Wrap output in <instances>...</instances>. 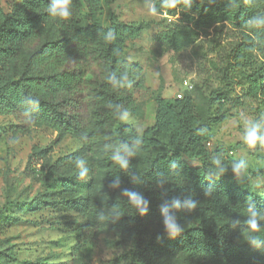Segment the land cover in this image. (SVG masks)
<instances>
[{"label":"trees","instance_id":"16d2710c","mask_svg":"<svg viewBox=\"0 0 264 264\" xmlns=\"http://www.w3.org/2000/svg\"><path fill=\"white\" fill-rule=\"evenodd\" d=\"M102 1L113 0H71L67 18L49 12L52 0H11L9 11L0 8V114L14 117L21 128L46 124L66 133L86 128L90 115L94 130L88 139L98 138L104 149L105 207L122 247L114 264H166L164 257L178 253L207 264H264V227L256 232L247 224L255 212L264 226V192L242 184L220 147L208 148L209 128L194 112L191 97L157 94L155 120L141 133L122 121L143 86L142 67L125 56V42L146 24L112 15L108 26L100 25ZM170 2L153 0V5L169 14L180 11L196 28L225 20L239 24L246 30L237 49L244 59L251 49H264V16L255 0ZM49 24L60 37L48 38ZM245 80L246 95L264 101V65L251 69ZM224 120L221 112L208 119ZM184 155L200 164L189 165ZM69 185L62 182L65 189ZM126 191L147 201L144 214ZM164 209L181 229L175 235L165 229ZM246 232L259 233L261 242L240 241Z\"/></svg>","mask_w":264,"mask_h":264},{"label":"rangeland","instance_id":"374dc122","mask_svg":"<svg viewBox=\"0 0 264 264\" xmlns=\"http://www.w3.org/2000/svg\"><path fill=\"white\" fill-rule=\"evenodd\" d=\"M255 1L264 16V0ZM10 2L0 0V8L9 11ZM153 7V0L102 1L97 18L102 26L112 15L146 24L138 37L125 42V56L142 67L143 86L122 121L141 133L155 120L157 94L190 96L194 112L209 128L208 148L220 147L242 184L263 193L264 145L249 146L245 135L250 123H264V101L246 95L245 74L263 67L264 49H251L244 59L237 49L246 30L236 22L196 28L180 11L169 14L154 7L152 13ZM47 36L60 37L55 25L49 24ZM214 96L223 98L212 104ZM218 112L225 120L209 122ZM87 122L79 132L66 133L46 124L21 128L14 117L0 114V264H114L122 253L105 207L104 149L98 138L88 139L94 130L89 114ZM183 159L200 164L186 155ZM250 233L260 237L246 232L240 241L251 242ZM161 262L207 264L201 257L186 260L182 253Z\"/></svg>","mask_w":264,"mask_h":264},{"label":"clouds","instance_id":"9594fccd","mask_svg":"<svg viewBox=\"0 0 264 264\" xmlns=\"http://www.w3.org/2000/svg\"><path fill=\"white\" fill-rule=\"evenodd\" d=\"M185 3H190V0H185ZM70 4L71 0H52L51 5L49 6V12L53 16H59L61 18H67L71 15L70 12ZM175 5V0H171L170 6ZM152 13L156 12V9L153 7L150 9ZM127 114L125 113L124 116L121 118H124ZM245 141L249 146L254 147L257 141L264 142V123H250V126L247 128L246 135H245ZM115 159L119 162L121 168L127 167V162L122 157L117 156ZM78 163H83L82 161ZM81 176H84V172H81ZM115 186V185H113ZM126 194L129 196L131 204L134 206L135 209H137L141 214H144V212L147 209V201L142 199L140 195L133 193V192H127ZM174 206H179V202H174ZM113 211H116V209H113ZM165 212V219H164V225L166 231L170 235H175L176 233L180 232L181 229L177 226L175 222V218L172 216L167 215V209H164ZM116 215H120L119 211H116ZM256 213L253 212L251 218L247 221V224L249 225L250 229L253 231H260L262 227L261 225L257 224V221L255 219ZM261 219H264V216L260 217ZM249 238L253 244H259L260 238L256 236H252L251 233L249 234Z\"/></svg>","mask_w":264,"mask_h":264},{"label":"built area","instance_id":"2783aa9c","mask_svg":"<svg viewBox=\"0 0 264 264\" xmlns=\"http://www.w3.org/2000/svg\"><path fill=\"white\" fill-rule=\"evenodd\" d=\"M183 85L185 86V90H188V89H190V87H191V85H190V83L187 81V80H185L184 82H183ZM183 96V93L182 92H179L178 94H177V98H181ZM210 143L208 142L207 143V145H209Z\"/></svg>","mask_w":264,"mask_h":264}]
</instances>
